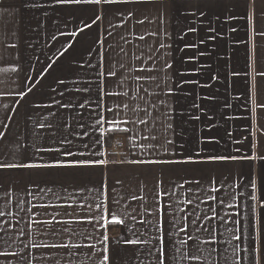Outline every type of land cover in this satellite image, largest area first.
<instances>
[{
  "label": "crops",
  "instance_id": "crops-1",
  "mask_svg": "<svg viewBox=\"0 0 264 264\" xmlns=\"http://www.w3.org/2000/svg\"><path fill=\"white\" fill-rule=\"evenodd\" d=\"M261 33L264 0H0V163L56 165L0 170V264H101L104 183L115 264H264Z\"/></svg>",
  "mask_w": 264,
  "mask_h": 264
},
{
  "label": "snow or ice",
  "instance_id": "snow-or-ice-1",
  "mask_svg": "<svg viewBox=\"0 0 264 264\" xmlns=\"http://www.w3.org/2000/svg\"><path fill=\"white\" fill-rule=\"evenodd\" d=\"M143 2V0H57V3L59 4H76V5H92V6H104V5H112V4H129V3H141ZM26 7H36L35 4H26ZM86 11H92L93 13H99V12H106L109 9L104 8V7H100V8H89V9H85ZM101 17L100 15H95V19H93L92 23H95L96 20H99ZM90 26V25H89ZM189 31H195V29H189ZM261 35H264V33H261ZM163 46V45H162ZM11 47L15 48L16 45H12ZM0 61H3V56L0 55ZM170 67V65H168ZM15 71V70H14ZM110 76H116L115 72L110 71L109 72ZM258 75L264 77V72H260L258 73ZM60 83H63V81H60ZM28 91H31V89L29 88ZM83 91H89V89H84ZM103 91L104 95L108 96V95H113L114 93H112L111 91H108L107 88H103L101 89L98 86V93ZM262 94H264V88L261 89ZM118 95V94H117ZM103 99V97L99 96L97 97V107H99V102L100 100ZM81 107H83V105H80ZM259 108L264 109V103H261L258 105ZM125 107H127V105H125ZM111 110V109H109ZM97 117H99V113H97ZM103 120L97 119V123H103ZM129 121H124V123H128ZM132 123H135V121H131ZM140 123L147 125V121L141 119ZM6 127V125H5ZM123 131H127V129H122ZM4 132L0 131V140L4 139ZM149 137H145V139H148ZM156 137L153 135L151 137V139H155ZM96 143H99V140L96 141ZM168 143H171V141H168ZM86 148L88 147L87 144L84 145ZM52 149H49V151H51ZM239 151V150H238ZM69 155H71L72 153L69 152ZM237 159V157L235 156H212V157H208L207 160H193V159H188V160H132L129 161V163H133V164H177V163H209V162H226V161H235ZM241 159H249V157L247 155H245L244 157H241ZM99 163H103V161L99 162ZM52 166H56V165H37V164H33V163H0V170L3 169H17V168H38V167H52ZM71 166H91V165H71ZM198 183V182H197ZM102 195H104L105 199L102 200L99 204H97V210H98V215L100 217L99 220H95V218H93L92 220H88L86 221V223H93L95 221L96 224H99L101 227H103L105 229L104 232L101 233L100 236V242L102 244H104V248L101 250L102 251V256L100 257L101 260V264H115L116 259L118 258V251L117 250H112L110 252L109 249V236L107 235V228L108 226L111 225H123L125 227V229H127V225L124 224V221L121 219H117V214L115 212L114 209H109L108 208V201H107V184L104 183L102 185ZM133 199H137V197L133 196ZM140 199H143L142 197ZM252 199H255V197H252ZM118 202V201H117ZM158 211H162L161 209L158 208ZM3 213L0 212V216H2ZM140 223H144V221H140ZM159 224V221H158ZM0 231H3L5 234L7 233V229H0ZM0 239H3V236H0ZM158 239V244L156 245L157 250L159 252V255L156 257V264H171V259H174V257L169 258L168 255L165 252V248H164V237L160 236L157 238ZM237 239H239V237H237ZM117 243H120V241H117ZM147 241L141 240L140 238L137 239H123V244L124 245H132V246H136V245H141V244H146ZM185 243H187V241H185ZM35 246V245H34ZM45 247H62V248H68L69 245L67 244H59V245H46ZM72 247H81L78 245H72ZM88 248L90 249H94L95 245H87ZM172 248L175 247V244L172 243L171 245ZM149 254L151 253V249H148ZM9 255L15 256L16 253H7L4 251H0V256H4L5 258H7Z\"/></svg>",
  "mask_w": 264,
  "mask_h": 264
},
{
  "label": "trees",
  "instance_id": "trees-1",
  "mask_svg": "<svg viewBox=\"0 0 264 264\" xmlns=\"http://www.w3.org/2000/svg\"><path fill=\"white\" fill-rule=\"evenodd\" d=\"M117 135L116 132H107L105 134V145L107 148H111L112 143H114V138Z\"/></svg>",
  "mask_w": 264,
  "mask_h": 264
},
{
  "label": "built area",
  "instance_id": "built-area-1",
  "mask_svg": "<svg viewBox=\"0 0 264 264\" xmlns=\"http://www.w3.org/2000/svg\"><path fill=\"white\" fill-rule=\"evenodd\" d=\"M124 144V138L120 136L115 140L113 146L116 151H121L124 148Z\"/></svg>",
  "mask_w": 264,
  "mask_h": 264
}]
</instances>
